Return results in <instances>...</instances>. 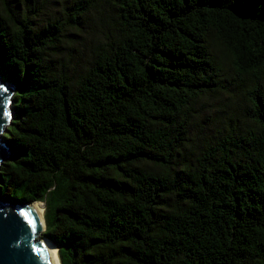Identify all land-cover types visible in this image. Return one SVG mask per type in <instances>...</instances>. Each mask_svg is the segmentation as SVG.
<instances>
[{
    "label": "trees",
    "instance_id": "trees-1",
    "mask_svg": "<svg viewBox=\"0 0 264 264\" xmlns=\"http://www.w3.org/2000/svg\"><path fill=\"white\" fill-rule=\"evenodd\" d=\"M0 78L61 264H264V0H0Z\"/></svg>",
    "mask_w": 264,
    "mask_h": 264
},
{
    "label": "water",
    "instance_id": "water-1",
    "mask_svg": "<svg viewBox=\"0 0 264 264\" xmlns=\"http://www.w3.org/2000/svg\"><path fill=\"white\" fill-rule=\"evenodd\" d=\"M10 86L0 78V162L8 157L3 133L8 123V107L15 92ZM36 204L46 210V201L14 204L0 197V264H57L47 245L49 239L42 237L45 229L34 207Z\"/></svg>",
    "mask_w": 264,
    "mask_h": 264
},
{
    "label": "bare ground",
    "instance_id": "bare-ground-1",
    "mask_svg": "<svg viewBox=\"0 0 264 264\" xmlns=\"http://www.w3.org/2000/svg\"><path fill=\"white\" fill-rule=\"evenodd\" d=\"M12 87V86H10ZM34 207L37 209V211L39 212L40 216H41V219H42V223H43V228L46 229L45 227V221H44V208L39 205V204H36L34 205ZM47 245L50 247V249L52 250L54 256H55V260H56V263L57 264H61V261H60V258L59 256L57 255V247L55 246V244H53L52 242H50L49 240H47Z\"/></svg>",
    "mask_w": 264,
    "mask_h": 264
},
{
    "label": "rangeland",
    "instance_id": "rangeland-1",
    "mask_svg": "<svg viewBox=\"0 0 264 264\" xmlns=\"http://www.w3.org/2000/svg\"><path fill=\"white\" fill-rule=\"evenodd\" d=\"M44 214H45V210H44ZM44 221H45V218H44ZM57 255L59 256V251H57ZM60 258V257H59Z\"/></svg>",
    "mask_w": 264,
    "mask_h": 264
}]
</instances>
